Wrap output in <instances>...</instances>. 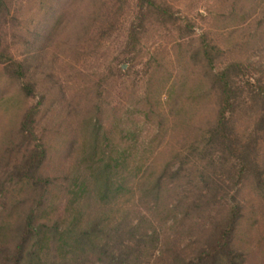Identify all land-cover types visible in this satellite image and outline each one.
Instances as JSON below:
<instances>
[{"label":"rangeland","instance_id":"374dc122","mask_svg":"<svg viewBox=\"0 0 264 264\" xmlns=\"http://www.w3.org/2000/svg\"><path fill=\"white\" fill-rule=\"evenodd\" d=\"M33 210L47 264H264V0H2L0 264Z\"/></svg>","mask_w":264,"mask_h":264},{"label":"trees","instance_id":"16d2710c","mask_svg":"<svg viewBox=\"0 0 264 264\" xmlns=\"http://www.w3.org/2000/svg\"><path fill=\"white\" fill-rule=\"evenodd\" d=\"M1 3L2 0H0V7ZM136 44L137 42H135V44L131 43L130 45L134 47ZM22 71V67L19 66V72L23 75L24 73ZM34 119L35 114H29L25 123L26 126L23 127V132H29L31 136H34L33 131L31 129ZM39 147L40 146H37L36 151L33 152V155L31 156L25 170L20 172V180H22L24 183H26V181L30 183L33 182V186L38 188L40 192H42L41 199H44L49 193L53 185V181L50 178L41 175V169L46 161V153L44 149H40ZM43 219L44 218L39 220L33 210L31 215L28 216L25 223H23V226H21L23 227L22 240L20 244L17 245V249L13 257V263L15 262V264H47L49 260L48 256H51V252L52 250H55L56 246H59L62 243H65V245H67L66 241L68 240L70 242V240H72L73 231L65 230L60 233V227L51 228L49 227V225L42 223ZM95 233L96 232L83 233L82 235L78 236V245L86 246V248L88 249L89 247H94V241L92 240V238L94 237ZM223 243L224 241H222L221 244L217 243V249L220 250V248L224 247ZM46 244H48L49 247L51 246L49 250ZM104 249L107 250V246ZM84 251L85 250H83V252ZM214 255L212 254V256ZM122 258L123 255L120 257H116V255L113 254L110 259L113 264H123ZM42 260H44V262ZM199 261L203 262L205 261V258L202 257Z\"/></svg>","mask_w":264,"mask_h":264}]
</instances>
